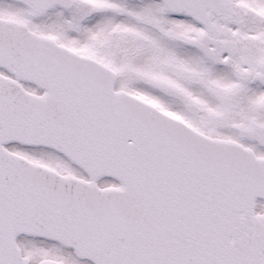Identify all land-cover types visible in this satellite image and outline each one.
Segmentation results:
<instances>
[{"label":"snow or ice","instance_id":"6c2138e0","mask_svg":"<svg viewBox=\"0 0 264 264\" xmlns=\"http://www.w3.org/2000/svg\"><path fill=\"white\" fill-rule=\"evenodd\" d=\"M0 264H264V0H0Z\"/></svg>","mask_w":264,"mask_h":264}]
</instances>
